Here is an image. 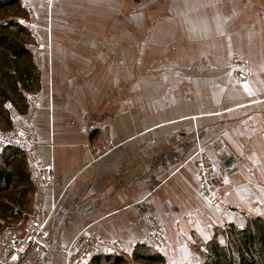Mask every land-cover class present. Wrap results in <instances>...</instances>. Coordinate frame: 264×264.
<instances>
[{
	"label": "crops",
	"instance_id": "crops-1",
	"mask_svg": "<svg viewBox=\"0 0 264 264\" xmlns=\"http://www.w3.org/2000/svg\"><path fill=\"white\" fill-rule=\"evenodd\" d=\"M240 2L168 0L171 17L132 12L126 24L122 0H68V49L54 39L28 95L38 155L54 170L43 264H64L81 232L130 255L148 244L150 216L168 259L191 264L215 228L264 218V0L256 17ZM234 51L247 65L236 66L241 80ZM202 154L235 159L212 203L200 192Z\"/></svg>",
	"mask_w": 264,
	"mask_h": 264
},
{
	"label": "trees",
	"instance_id": "trees-1",
	"mask_svg": "<svg viewBox=\"0 0 264 264\" xmlns=\"http://www.w3.org/2000/svg\"><path fill=\"white\" fill-rule=\"evenodd\" d=\"M26 15L19 0H0V132L12 127L13 111L27 112V94L37 91L40 85V72L30 46L33 37L19 21ZM34 189L23 149L11 144L2 146L0 219L29 213ZM222 232L223 243L215 232L205 244L202 264H264L263 217L247 216L243 226L228 223ZM82 264H164V258L145 243H137L130 255L97 252Z\"/></svg>",
	"mask_w": 264,
	"mask_h": 264
},
{
	"label": "rangeland",
	"instance_id": "rangeland-1",
	"mask_svg": "<svg viewBox=\"0 0 264 264\" xmlns=\"http://www.w3.org/2000/svg\"><path fill=\"white\" fill-rule=\"evenodd\" d=\"M27 1H28V4L30 2L32 3L31 5L32 8L30 6H27V4H25L26 3L25 0H19L20 4L23 5L27 10V15L25 17H19V21L25 24L32 34L33 41L30 46L33 49L37 66L40 67L41 65L40 62L42 61V55L56 48V44L54 42V39H56V37L57 38L61 37L63 39V43L61 44L60 48L68 49V31L74 32L75 26L68 27V0H27ZM247 1H249V6L247 7L249 9V17H256L257 11L255 10V7H256L255 5H256L257 0H243V2H240L237 5V7L239 8L238 11L240 10L246 11L245 10L246 8H244L243 3L246 4ZM122 5H124L122 6L123 13L122 15H120V18H122L123 23H126V24H127V21H125L124 18L128 19L130 13L132 12L140 13V17L142 21L146 19L148 20V23H149L153 19L156 20L157 18H160L163 16L171 17L170 11H175V5L173 6L170 4L169 6L168 0H122ZM117 19L119 18L117 17ZM77 28L78 26L76 27V29ZM126 28L128 29V26ZM94 29L95 27H90V31ZM141 29H142V32H137V34L144 36L143 34L147 33L148 30L145 29V27H142ZM77 32L79 31L77 30ZM244 61H245L244 58L240 55V53L236 51H234L230 56V60H229L230 65L231 67H234V69L231 70V75L233 77H237L238 80H241L242 78H244L245 75L244 76L242 74L240 75V72L237 71L236 66L237 67L243 66V70L242 69L241 70L242 72H245L244 69L247 65L245 64ZM28 95H30V93L27 94V96ZM28 102H30L29 98H28ZM11 121L13 125V122L15 121H13L12 118H11ZM4 140H5L4 137L0 136V148L5 145ZM215 149L217 150L220 148L214 146V150ZM218 158L215 160L214 159L212 160V158H209L208 155L202 154L201 157H198V159L195 160V164L197 167V175L199 174V167L209 166L212 171L222 172L221 183H219L216 188V201L218 199V192H217L218 187L222 183H224L225 181L224 175L226 173L222 165L223 161L219 160ZM248 173L253 174V170H248ZM198 181L200 185L199 175H198ZM202 197L205 198L203 194H202ZM207 201L209 203L211 202L208 199ZM31 205H32V208L29 213L23 212L21 214H15L16 215L15 218L10 217L6 220L0 219V243L8 242V236L5 234V230L7 228H10L13 232L12 238L16 240V242H14L15 244L14 250L17 251L24 245V242L27 240L30 234V227L32 226L30 219L32 217V213L34 210V194H32ZM148 221H149V218H148ZM215 229L217 232L218 240H220V242L223 243L225 241V237L222 232L224 228L217 227ZM162 231L164 233L163 228H162ZM44 232L46 233L45 227H44ZM147 235H148V232H147ZM164 237H165V234H164ZM146 241L148 242L146 247L150 251L158 252L163 256L164 264H182V263L173 262L171 261V259H168V256H167L168 253L165 252V246L167 243L166 237H165V241L162 242L161 244L152 243L150 240H148V237H146ZM194 247H195L194 248L195 251L197 252V255L191 264H202L203 252L205 251L204 250L205 248L198 249L197 248L198 246L196 247V245H194ZM118 249L119 250L115 252H111V253L122 252L121 245L119 246ZM184 264H190V263H184Z\"/></svg>",
	"mask_w": 264,
	"mask_h": 264
},
{
	"label": "built area",
	"instance_id": "built-area-1",
	"mask_svg": "<svg viewBox=\"0 0 264 264\" xmlns=\"http://www.w3.org/2000/svg\"><path fill=\"white\" fill-rule=\"evenodd\" d=\"M33 109L31 108L30 111ZM19 114V120L13 122L10 129L0 132L4 137V144L20 147L25 152L28 170L33 176L34 210L32 213L30 234L24 245L14 250L16 242L10 228L5 230L8 242L0 243V264H43V258L48 251L47 235L44 232L47 215L43 216L46 201V192L53 188L54 170L51 164L44 162L38 155V136L33 123L30 120L31 112ZM14 121V120H13ZM200 192L211 202L216 201V188L222 180L221 171H212L208 167H199ZM149 218L148 240L152 243L161 244L165 241L161 225L153 218ZM103 245L106 252L111 253L119 250L117 242L102 241L92 233H78L71 244L64 264H82L95 253L99 246Z\"/></svg>",
	"mask_w": 264,
	"mask_h": 264
},
{
	"label": "water",
	"instance_id": "water-1",
	"mask_svg": "<svg viewBox=\"0 0 264 264\" xmlns=\"http://www.w3.org/2000/svg\"><path fill=\"white\" fill-rule=\"evenodd\" d=\"M235 159L233 156H228L223 160V167L225 170H230L234 167Z\"/></svg>",
	"mask_w": 264,
	"mask_h": 264
}]
</instances>
